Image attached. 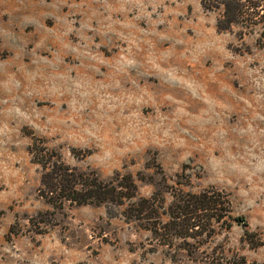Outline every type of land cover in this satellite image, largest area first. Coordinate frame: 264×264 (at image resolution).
I'll return each mask as SVG.
<instances>
[{
	"label": "rangeland",
	"instance_id": "374dc122",
	"mask_svg": "<svg viewBox=\"0 0 264 264\" xmlns=\"http://www.w3.org/2000/svg\"><path fill=\"white\" fill-rule=\"evenodd\" d=\"M218 19L202 0H0V264H264V29ZM33 140L166 206L213 187L242 221L189 257L125 207L55 214Z\"/></svg>",
	"mask_w": 264,
	"mask_h": 264
},
{
	"label": "trees",
	"instance_id": "16d2710c",
	"mask_svg": "<svg viewBox=\"0 0 264 264\" xmlns=\"http://www.w3.org/2000/svg\"><path fill=\"white\" fill-rule=\"evenodd\" d=\"M202 5L219 14L220 31L241 27L251 34L264 29V0H202ZM260 36L264 38V33ZM31 154L42 170L41 196L55 214L62 213L67 206L104 205L110 211L125 207L123 215L126 219L137 222L171 252H184L194 257L220 230L229 231L235 222L242 221L234 215L228 195L213 187L199 192L176 190L171 195V203L166 206V197L160 191H155L149 198L139 197L132 174L116 173L111 180H103L96 172L91 175L72 167L61 154L34 140ZM36 220L31 224L41 229L37 234H44L55 226L48 218ZM246 235L250 237L252 233L247 231ZM205 260L209 261L210 257L206 256ZM241 260L242 264H248L244 257ZM209 264H216V260ZM225 264L233 263L227 260Z\"/></svg>",
	"mask_w": 264,
	"mask_h": 264
}]
</instances>
